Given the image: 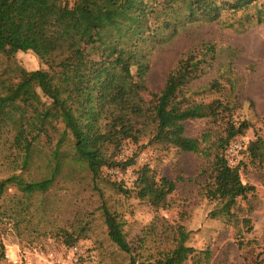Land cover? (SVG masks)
Instances as JSON below:
<instances>
[{
  "label": "trees",
  "instance_id": "1",
  "mask_svg": "<svg viewBox=\"0 0 264 264\" xmlns=\"http://www.w3.org/2000/svg\"><path fill=\"white\" fill-rule=\"evenodd\" d=\"M259 0H0V53L32 52L46 69L35 71L32 80L43 97L56 110L63 133L48 160L47 174L35 181L12 175L0 181V196L8 185L24 195L46 192L60 173L59 149L65 136L72 145L71 160L89 173L93 188L102 197L97 183L105 168L124 172L134 164L138 152L127 161L116 156L125 142L175 149L185 153L203 152L208 135H185V123L210 120L217 129L211 143L212 161L203 197L215 201L220 215L232 217L238 199L249 203L254 187L243 184L239 165H228L225 152L232 140L249 127L246 119L236 116L234 84L213 79L201 91L192 86L213 68L215 46L202 43L199 50L188 52L168 72L159 90L148 85L150 59L156 47L173 35L180 25L194 21L213 22L222 12L246 13L248 22L264 23V4ZM164 36H161V35ZM228 91V93H227ZM211 94V98L206 97ZM7 99H0V126L7 123ZM34 140V137L33 139ZM32 141L25 147L22 168L31 161ZM250 156L264 152V139L250 141L245 150ZM125 196L134 193L153 209L166 207L175 183L156 179L148 165L138 171L134 191L113 183ZM101 212L107 236L120 251L130 253L118 214L105 205ZM213 216H218L216 212ZM166 244L157 257L139 264H210L209 249L197 252L186 246L189 233L176 226L167 231ZM77 240L67 243V247ZM4 248L0 244V259ZM130 264H135L132 260Z\"/></svg>",
  "mask_w": 264,
  "mask_h": 264
},
{
  "label": "rangeland",
  "instance_id": "2",
  "mask_svg": "<svg viewBox=\"0 0 264 264\" xmlns=\"http://www.w3.org/2000/svg\"><path fill=\"white\" fill-rule=\"evenodd\" d=\"M252 12L226 11L216 21H194L180 25L173 35L166 33L169 38L154 50L148 74L150 89L159 90L180 57L199 50L202 43L215 46L213 68L192 88L201 91L216 78L225 88L228 80L234 84L233 96L240 104L236 116L246 119L249 127L230 143L229 147L235 142L240 145L238 158L230 165H239L242 183L254 187L249 203L238 199L235 214L226 217L220 215L215 201L203 197L213 158L211 143L217 136L210 120L185 123L186 136L208 135L201 145L203 152L146 145L147 137L138 146L125 142L116 160L125 162L138 155L124 172L116 167L102 171L97 183L102 197L84 167L70 159L73 151L66 135L59 151L69 157L62 159L60 173L46 192L27 196L8 185L0 196V244L4 248L0 264L35 263L37 257L58 252L74 240L95 251L100 264L147 263L169 246L167 231L176 226L189 233L186 246L197 252L209 249L210 264H264V152L250 156L245 151L250 141L264 139V23L248 22L245 14ZM41 69L45 65L32 52L0 53V99L9 100L7 123L0 126V181L12 175L26 181L44 178L63 133L56 110L32 80V74ZM30 141L31 161L24 169L21 162ZM145 165L156 179L175 183L166 207L158 211L134 193L125 196L113 186L134 191L138 171ZM102 205L118 214L130 253L120 251L108 238Z\"/></svg>",
  "mask_w": 264,
  "mask_h": 264
},
{
  "label": "built area",
  "instance_id": "3",
  "mask_svg": "<svg viewBox=\"0 0 264 264\" xmlns=\"http://www.w3.org/2000/svg\"><path fill=\"white\" fill-rule=\"evenodd\" d=\"M239 149L240 145L235 142L226 150L225 157L229 166L232 160L238 158ZM34 262L29 260L27 264H100L95 251L83 243H75L58 252L37 257Z\"/></svg>",
  "mask_w": 264,
  "mask_h": 264
}]
</instances>
